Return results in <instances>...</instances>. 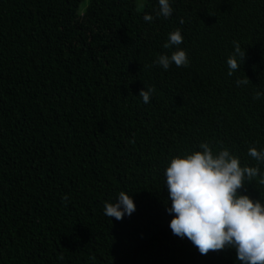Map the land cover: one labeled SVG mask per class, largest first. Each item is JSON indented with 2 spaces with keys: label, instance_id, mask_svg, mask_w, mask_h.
I'll return each instance as SVG.
<instances>
[{
  "label": "trees",
  "instance_id": "trees-1",
  "mask_svg": "<svg viewBox=\"0 0 264 264\" xmlns=\"http://www.w3.org/2000/svg\"><path fill=\"white\" fill-rule=\"evenodd\" d=\"M171 6L164 19L157 0H0V264H239L172 234L163 173L202 142L257 166L264 0ZM176 28L190 64L164 71L153 61ZM233 41L245 59L228 76ZM120 191L135 211L117 221L103 205ZM238 191L264 201L259 178Z\"/></svg>",
  "mask_w": 264,
  "mask_h": 264
},
{
  "label": "clouds",
  "instance_id": "clouds-1",
  "mask_svg": "<svg viewBox=\"0 0 264 264\" xmlns=\"http://www.w3.org/2000/svg\"><path fill=\"white\" fill-rule=\"evenodd\" d=\"M174 0H157L156 17L168 19L173 13ZM145 22L154 17L143 16ZM183 23V21H181ZM183 36L176 28L168 33L163 47L174 49L170 54H158L153 64L167 71L173 64L188 67L190 60L186 50L180 47ZM233 51L226 60L227 75L241 70L245 51L233 41ZM239 87L247 85V78L235 81ZM155 89L147 86L139 91L138 97L148 104ZM264 96L257 91L254 100ZM199 151L177 155L170 159L164 170V186L167 188L170 207L166 208L173 218L169 228L173 235L187 238L201 255L209 251L233 249L239 264H264V201L253 200L242 194V187L259 178L264 186V148L248 149L247 155L256 161L257 166L241 165L239 157L227 148L219 150L207 143L198 145ZM62 202L68 197L62 196ZM103 214L117 221L131 216L135 211L132 196L120 191L113 202H105Z\"/></svg>",
  "mask_w": 264,
  "mask_h": 264
}]
</instances>
